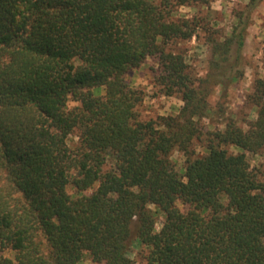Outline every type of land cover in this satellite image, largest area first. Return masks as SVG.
I'll use <instances>...</instances> for the list:
<instances>
[{"label": "trees", "instance_id": "obj_1", "mask_svg": "<svg viewBox=\"0 0 264 264\" xmlns=\"http://www.w3.org/2000/svg\"><path fill=\"white\" fill-rule=\"evenodd\" d=\"M212 1L0 0V264H79L85 254L133 264L136 247L147 249L142 264H264V172L245 154L264 153V77L246 131L200 125L213 89L238 78L263 0H246L219 40L200 18H174ZM199 29L213 71L194 81L168 46ZM149 57L165 94H181L176 116L138 118L142 97L126 75ZM194 139L204 140L201 157ZM174 151L185 157L182 174Z\"/></svg>", "mask_w": 264, "mask_h": 264}, {"label": "rangeland", "instance_id": "obj_2", "mask_svg": "<svg viewBox=\"0 0 264 264\" xmlns=\"http://www.w3.org/2000/svg\"><path fill=\"white\" fill-rule=\"evenodd\" d=\"M246 3V0H213L208 8L184 6L176 8L174 18H200L204 25L211 29L213 37L219 40L222 36L229 35L232 26L237 22L236 16L244 11ZM206 37L205 31L199 29L197 35L191 40L173 42L168 46L172 53L185 57L186 72L194 81L205 78L213 71V57L210 48L205 45ZM237 64L235 72L238 78L225 88L215 87L207 98V104L211 110L200 121L204 131L223 130L227 121L235 122L246 131L248 126L256 120L257 101L253 98L254 82L264 77V0L250 14L249 25L244 33V45ZM161 75V66L156 57L147 58L138 68L129 71L126 75L127 84L139 91L142 97L136 108L140 120H158L160 117L176 116L184 105L181 94L177 91L170 96L165 94ZM99 91L104 94L103 89H94L95 93ZM76 105L77 103L73 100H69L67 104L69 109ZM73 142L75 141L71 144ZM203 144L204 140H193L192 149L195 157L205 154ZM224 148L229 153H240V150L233 146L228 145ZM245 154L253 170L259 169L264 172L263 152H245ZM171 160L175 169L182 174L185 166L183 154L174 151L171 154ZM67 190L70 194L74 192L71 186H68ZM179 206L182 207L180 203ZM162 222L163 215L159 214L156 219V231L160 229ZM146 252L147 249L144 247H136L131 255L133 264H142V257ZM3 255L9 256L6 252ZM79 264L97 263L85 254Z\"/></svg>", "mask_w": 264, "mask_h": 264}]
</instances>
